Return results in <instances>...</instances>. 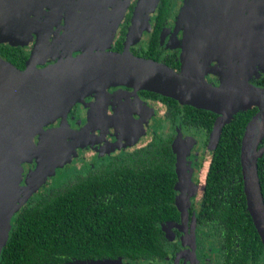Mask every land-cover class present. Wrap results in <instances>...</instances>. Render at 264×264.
<instances>
[{"label":"trees","instance_id":"1","mask_svg":"<svg viewBox=\"0 0 264 264\" xmlns=\"http://www.w3.org/2000/svg\"><path fill=\"white\" fill-rule=\"evenodd\" d=\"M173 3L159 0L152 43L134 54L178 71V51L164 54L159 47L161 28L175 15ZM0 54L19 69L28 58L21 48L8 45H0ZM143 94L165 104L173 126L180 122L205 144L210 140L217 113L157 93ZM255 112L240 111L224 126L207 172L198 226L202 239L216 241L222 264H264V245L247 210L241 164L242 139ZM176 139L155 137L104 165L56 180L29 199L12 219L0 264L164 260L172 240L162 225L183 220L177 204ZM259 176L264 195V155Z\"/></svg>","mask_w":264,"mask_h":264},{"label":"water","instance_id":"2","mask_svg":"<svg viewBox=\"0 0 264 264\" xmlns=\"http://www.w3.org/2000/svg\"><path fill=\"white\" fill-rule=\"evenodd\" d=\"M64 1H52L25 69H19L0 55V260L14 215L45 182L37 184L25 203L18 206L23 166L35 158L36 138L46 126L64 119L73 105L86 96L102 94L110 87L131 88L133 94L149 90L181 104L218 113L206 163L224 126L240 111L258 107L245 128L241 164L247 210L264 245V195L258 166L261 155L258 146L264 138V89L250 83L243 70L236 81L220 85L210 83L200 70L203 54H215L220 64H224L239 31L241 66L252 63L264 66V0H187L179 18L184 35L178 71L165 63L135 55L128 41L123 52L86 51L39 67L50 29L56 24ZM147 3L148 0L138 1L128 40L142 20ZM245 9L248 13L244 19ZM185 146L184 137L178 136L174 149L179 177L177 190L182 193L177 204L181 210L184 208L183 220L187 215L184 197L190 181ZM91 264L132 263L107 259Z\"/></svg>","mask_w":264,"mask_h":264},{"label":"rangeland","instance_id":"3","mask_svg":"<svg viewBox=\"0 0 264 264\" xmlns=\"http://www.w3.org/2000/svg\"><path fill=\"white\" fill-rule=\"evenodd\" d=\"M50 1L0 0V42L19 45L25 49L29 48L33 35L37 33L36 27L44 15V8ZM130 1L72 0L66 8L67 26L65 31L61 33L64 36L56 38L53 45H51L53 40L50 42L44 61L72 56L80 50L104 51L114 46L118 28L128 10ZM158 3L159 0H148L141 25L131 37V47L147 40ZM169 35L171 36L168 32L163 35V42L166 49L172 50L179 45L177 42H171V39L168 38ZM64 40H70V42L61 44V41ZM62 45H65V49L60 51ZM211 66L206 59L202 58L200 64L202 75L219 73L216 67ZM263 73L264 67L249 71L250 75ZM224 79L225 77L221 76V80L224 81ZM108 103L106 98L94 104V108L89 111L86 119L78 127L63 123L61 126L46 128L41 132L36 138L34 146L35 158L33 161H36V164L19 182L17 191L19 207L20 203L24 204L28 199L30 192L35 190V186L43 180H48L51 173L55 172L54 175H56L58 172L55 181L72 174L73 164L77 159L83 155L85 158H89L88 153L92 154L96 145L100 147V152L104 149L113 150L120 146L122 148V144H125L124 146L129 149H134L142 146L148 140L143 139V134H147L152 126L156 127L158 122L162 124V119H157L162 114L159 104L154 103L152 106L137 103L132 111L120 109V105L116 107L114 112L110 113L107 109ZM158 127L160 128V126ZM136 139L143 140L136 144L134 143ZM111 141L114 143L113 146ZM195 144L196 139L192 137L185 141L186 153L187 148L191 149ZM87 163L90 164L89 161ZM25 164H29V162ZM65 166L69 168H65ZM56 170L58 171L56 172ZM181 203L179 200V204ZM182 210L184 211L183 207ZM184 220L186 219L184 218ZM173 225L167 223L163 224L162 227L166 230L169 238L174 240ZM202 264L216 263L210 260Z\"/></svg>","mask_w":264,"mask_h":264},{"label":"flooded vegetation","instance_id":"4","mask_svg":"<svg viewBox=\"0 0 264 264\" xmlns=\"http://www.w3.org/2000/svg\"><path fill=\"white\" fill-rule=\"evenodd\" d=\"M53 0L49 2L48 5L44 8V15L40 21V24L36 27V32L33 37L32 41L30 44V47L25 49L22 46H16V45H10L8 43H1L0 45H8L11 48L18 47L21 48L27 55L28 58L25 61L24 68H26L31 52L33 50V47L37 41L38 34L40 29L42 28V24L44 23L45 19L48 16V13L50 11V6ZM72 0H65L63 7L60 11V14L57 16V22L54 24L51 29H50V36L48 39L47 43V48L46 51L44 52L41 62L38 64L39 67H45L49 66L52 64H55L63 59L72 57V56H77L79 54H82L83 52L86 51H76L74 55H70L61 59L54 58L53 60L50 59L48 61H44L45 54L47 50L49 49V44L53 45L54 40L58 37H63L61 33L65 31L66 26H67V21H66V8L68 6V3H70ZM139 0H131L130 4L128 6V10L124 15L123 20L120 23V26L118 28L117 36H116V42L115 45L112 46L109 49H106L104 51H113V52H123L126 48V42L128 41L129 48L133 53H135L137 50L143 51L149 49L151 43H152V37H153V32L157 26V15H158V8H159V3L158 7L155 11L154 14V19H153V25L152 29L149 33V36L147 37V40L144 42H140L137 45H133L132 47L130 46V40H128V34L131 30L132 22L136 13L137 5H138ZM251 0H249L250 2ZM173 5L175 6V15L171 18H169L166 22L165 25L162 26L161 31H160V42H159V47L161 48V52L164 54H171L175 52L176 50L178 51L179 54V60H180V54H181V46H182V39H183V30H184V25L179 23V18L180 14L187 2V0H173ZM65 12V13H64ZM248 11L245 9L244 12V19L245 16L247 15ZM142 20L137 24L136 30L140 25H141ZM50 28V27H49ZM168 32L171 34L169 35L168 38L171 39V42L178 43V47L173 48L172 50L166 49V46L163 42V35ZM134 33V32H133ZM61 35V36H59ZM133 35V34H132ZM241 38V31L237 33L236 36V41L235 44L233 45L232 51L229 54L228 60L224 64H220L218 61L217 57L215 58V54H203L201 56V59L204 58L206 59L207 63L211 64V67H216L219 71L218 74L213 75L212 73L207 74L205 77L208 80L212 81V84L214 85H220L223 82L227 81H236L237 77L241 75V70L245 72V76L248 79L250 83L253 85L263 88L264 89V73L260 75H250L249 71L252 69H259L263 68L264 66L261 64H248L247 66H241L240 64V58L241 55V48H240V39ZM70 39V38H69ZM239 39V40H238ZM67 43L70 42V40H64L61 41L62 43ZM58 45V44H56ZM55 45V46H56ZM66 45V44H65ZM65 45H62V48L60 51H63L65 49ZM91 51V50H88ZM103 51V50H99ZM98 52V51H95ZM62 53V52H61ZM1 55V54H0ZM4 59H6L3 55H1ZM142 57V56H141ZM146 58V57H145ZM7 60V59H6ZM9 61V60H8ZM201 64V60H200ZM180 67H181V62H180ZM231 67V68H230ZM22 69V70H23ZM180 69V68H179ZM221 76H224L225 79L224 81L221 80ZM208 80V81H209ZM143 91H149V90H139L136 92V94H133V90L131 88H126V87H110L107 89L106 92H103L102 94L99 95H88L86 96L82 101L76 103L73 105V107L69 110L67 116L64 119H58L55 123L46 126V128L50 127H58L61 126L62 123L70 124L72 126L78 127V125H81V123L86 119L89 111L94 108V104H97L100 100L103 101L107 98L108 100V107L107 109L109 110L110 113L114 112L116 110V107L120 106V109H126L127 111H132L134 105L137 103L140 104H145V105H152V104H159V106L162 109V114L158 116V120L162 119V124L157 123L156 127H151L150 131L147 134H143L144 137L143 139H148L145 144L142 146L136 147L129 149L128 147H125V144H122V148L120 147H112L114 148L113 150L109 149H104V151L100 152V147L95 146L94 150H92V154L88 153L89 158H85V155L77 159V161L73 164V173L81 170H87L89 168H93L96 166H99L100 164H106L107 162L114 160L115 158L121 157L123 153H128V152H133L137 149H140L141 147L147 145L150 143L155 137L158 136H163L165 138L171 139L172 141L174 139H178V136H183L185 141L188 139L195 138L196 139V144L194 147L191 149L188 147L187 148V167H188V173L190 177L189 181V188L187 190V193L185 195V201L184 205L187 208L186 210V220H182L179 223H171L173 225V233L175 236V239H171V245L168 247L167 251L169 252L167 257L164 260H154V261H147V260H142V261H127L124 260V262H129L132 264H202L207 261H214L216 264H222L221 259H220V248L218 245H216V241H214L209 237L208 239H202V234L199 229V224H198V217L201 216V213L204 211V204L203 200L205 197V190H206V181H207V172L209 169V165L211 162L212 155L206 163V156L208 154V146H209V141L205 144L201 138H199L194 131H188L187 128L180 122L177 123L175 126H173L172 122L168 120L165 116V110L166 106L164 103L154 100L153 98L147 97L145 94H143ZM152 92V91H149ZM155 93V92H153ZM107 97V95H109ZM160 95V94H159ZM162 96V95H161ZM170 98V97H169ZM136 102L135 104H133ZM153 106V105H152ZM130 108V109H129ZM251 108H255L256 112L255 115L258 112V107L253 106ZM250 109V108H248ZM125 113V112H124ZM136 114V113H135ZM134 114V115H135ZM218 114V113H217ZM254 115V116H255ZM253 116V117H254ZM219 117V114L217 118ZM159 124V125H158ZM160 126V128L158 127ZM143 139L135 140L134 143L139 144ZM176 139V141H177ZM171 141V142H172ZM112 146L114 143L111 141ZM258 150L261 152V155L258 159V166H259V160L263 157L264 155V138L259 142ZM87 161L90 162V164L87 163ZM36 161H33V163L29 162V164H24V171H23V176L25 177L26 173L31 169V167L35 166ZM67 166V165H66ZM65 168H69L66 167ZM62 168V169H65ZM60 170V169H59ZM58 170H56L57 172ZM58 172L56 175H53L49 177L48 180H46L40 187L39 189L33 194V196L30 198H34L36 195H39L40 193L44 192L46 189L50 188L52 184H54L55 179L57 178ZM179 180L178 173H177V182ZM177 198H181V193L180 190H177ZM194 232V234L192 233Z\"/></svg>","mask_w":264,"mask_h":264}]
</instances>
